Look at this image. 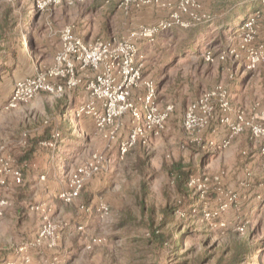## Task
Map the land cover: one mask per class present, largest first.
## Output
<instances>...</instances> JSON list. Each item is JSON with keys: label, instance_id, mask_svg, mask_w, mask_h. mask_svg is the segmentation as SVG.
<instances>
[{"label": "rangeland", "instance_id": "rangeland-1", "mask_svg": "<svg viewBox=\"0 0 264 264\" xmlns=\"http://www.w3.org/2000/svg\"><path fill=\"white\" fill-rule=\"evenodd\" d=\"M131 13L117 0H0V264H229L238 247L249 251L239 264H264V175L258 182L243 168L254 143L248 127L232 136L224 123L264 117V0H195L187 27L159 35L148 74L159 69L150 79L161 85V111H172L159 136L124 154L129 115L112 140L92 117L75 120L64 95L40 92L10 106L19 82L54 65L64 29L123 40L134 31ZM234 17L254 20L252 29L218 30ZM181 48L188 55L176 61ZM220 85L232 89L229 109L213 99L210 113L196 112L208 124L186 129L189 106ZM179 164L193 171L189 197L177 187ZM80 169L83 188L66 201ZM154 232L166 235L163 245Z\"/></svg>", "mask_w": 264, "mask_h": 264}, {"label": "built area", "instance_id": "built-area-1", "mask_svg": "<svg viewBox=\"0 0 264 264\" xmlns=\"http://www.w3.org/2000/svg\"><path fill=\"white\" fill-rule=\"evenodd\" d=\"M117 1L119 8L126 12L146 7L171 8V4L168 5L164 0ZM194 1L178 0L169 18L154 25H142L123 40L111 38L87 41L71 28L64 29L60 37L61 49L55 57L54 65L36 77L19 82L10 106L16 107L20 103L28 102L40 92L66 96L84 87L88 98L71 110L75 120L92 117L98 129L105 131L106 137L114 140L118 128L112 127L121 118L129 115L133 127L127 141L122 144V153H126L130 147L132 149L137 144H146L164 130L168 112L172 111V107L161 111L157 82L144 77V65L141 61L143 57L138 44L142 41L154 43L163 33L171 32L178 27H187L188 23L183 20V16L191 13ZM253 23L254 20H248L239 30L250 31ZM262 53L264 54L263 50ZM254 54L252 51L253 58L249 68H255L260 62V58ZM217 98H221L222 108L229 109L228 91L220 85L189 106L185 128L191 130L195 126L205 127L208 124L207 118H196V112L205 109L210 113L212 109L209 108V103ZM224 123L231 128L232 136L244 132L248 127L252 137L261 144L264 155V117L260 123H254L246 121L245 117L240 115L236 122L232 123L227 118ZM93 158L102 159V155L97 154ZM83 174L85 172L80 169L75 175L70 192L62 196L66 201L70 202L79 196L83 188L84 179L81 178ZM18 181L20 182V177Z\"/></svg>", "mask_w": 264, "mask_h": 264}, {"label": "crops", "instance_id": "crops-1", "mask_svg": "<svg viewBox=\"0 0 264 264\" xmlns=\"http://www.w3.org/2000/svg\"><path fill=\"white\" fill-rule=\"evenodd\" d=\"M172 3L176 4L178 2V0H170ZM172 8L169 9H162L160 7H146L142 10H134L131 13V31L138 29L140 26H142V24L144 25H154L156 23H158L159 21L163 20V19H167L170 16V13L172 12ZM244 10V9H243ZM162 11V12H161ZM154 12H158V13H154ZM187 17V15H185ZM236 17H234L235 19ZM238 20V19H237ZM235 21V22H234ZM241 22H237L236 23V19L235 20H231L228 19L227 21H223V22H219L217 23L216 27L219 28L218 30H222V27L225 29L230 28V27H235L238 30L240 29V27L242 26L243 19L240 20ZM175 28L174 31H171L170 33L168 32L167 35L168 36H175L173 35L174 32H176ZM225 29V30H226ZM223 30V31H225ZM159 37V36H158ZM157 37V38H158ZM158 42V39H156L154 41V43H148L146 41H142L138 44L140 53L143 57V59L141 60L143 65H144V74H148V72L150 71V67H149V59L151 58V48L152 46H154L156 43ZM148 47V48H147ZM61 49V38L59 41V47H58V51ZM181 53V54H176V53ZM57 53H55V57L57 55ZM186 54V55H185ZM188 55V53H185L184 48H181L180 50H178L177 52H175V54L173 55V59L176 61L181 60L182 58H185ZM55 57H54V61H55ZM167 66V65H166ZM161 68V67H160ZM164 69V67L162 68ZM158 68H155V70H152L148 75V78H152V76L155 77L156 72L158 71ZM230 76L233 78V81L236 80V77L234 74H230ZM158 85V90L161 88V85L159 86V83H157ZM225 88H229L227 86H225ZM229 90L231 91L232 89L229 88ZM86 93L81 91V88H78L76 90H74L73 92L68 93L64 98L65 100L72 102L74 106H77L80 103V100H83V98L85 97ZM83 96V97H82ZM160 98V90H159V94H158V100ZM79 102V103H77ZM77 103V104H76ZM159 103V101H158ZM250 139L254 141L253 143V147L252 150H249V152L247 153L246 151V161L247 163L245 165H243V168H250L252 169V171L255 173H259L258 175H256L255 177V181L261 182L263 180V175H264V163L261 160V149H260V145L255 142L256 140L250 136ZM261 186V185H260ZM263 188V187H261ZM249 192V198H251L252 196L256 195V192L254 193L251 189H248ZM254 199H252L251 202H254L255 197H252ZM257 207H255L254 210H256Z\"/></svg>", "mask_w": 264, "mask_h": 264}, {"label": "trees", "instance_id": "trees-1", "mask_svg": "<svg viewBox=\"0 0 264 264\" xmlns=\"http://www.w3.org/2000/svg\"><path fill=\"white\" fill-rule=\"evenodd\" d=\"M245 16H247V13L244 12V17ZM237 22L239 23L241 21L237 20L236 23ZM225 29L222 27V30H225ZM176 54H181V53L178 52ZM47 139H49V138H47ZM173 171L177 174V179H178L177 187H178L179 192H181L185 197L186 196L189 197L190 191H189V188H188V183H189L191 175L193 174V171L186 172L180 164L179 165H175V167L173 168ZM192 200L194 201V199H192ZM193 201H191V199H188V202L190 204H192ZM170 211L171 210L169 209V210H166L164 212L168 219H169V216H171ZM153 237L155 238V242L160 244V245H163L164 242H166V240H167L165 234L160 235L157 232L153 233ZM246 252H249V251H247V249H244V247H241V248L238 247L236 252H235V255L230 259V261H229L230 263L229 264H239V263H241L243 261V259H241V257H239V255H241V254L243 255Z\"/></svg>", "mask_w": 264, "mask_h": 264}]
</instances>
